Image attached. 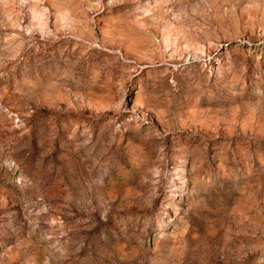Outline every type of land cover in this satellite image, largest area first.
<instances>
[{"label": "rangeland", "instance_id": "obj_1", "mask_svg": "<svg viewBox=\"0 0 264 264\" xmlns=\"http://www.w3.org/2000/svg\"><path fill=\"white\" fill-rule=\"evenodd\" d=\"M0 264H264V0H0Z\"/></svg>", "mask_w": 264, "mask_h": 264}]
</instances>
